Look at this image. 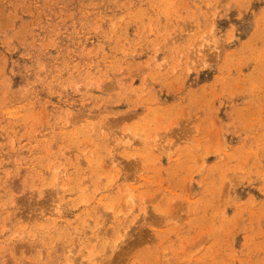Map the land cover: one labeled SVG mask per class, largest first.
<instances>
[{
    "label": "rangeland",
    "instance_id": "1",
    "mask_svg": "<svg viewBox=\"0 0 264 264\" xmlns=\"http://www.w3.org/2000/svg\"><path fill=\"white\" fill-rule=\"evenodd\" d=\"M0 264H264V0H0Z\"/></svg>",
    "mask_w": 264,
    "mask_h": 264
}]
</instances>
